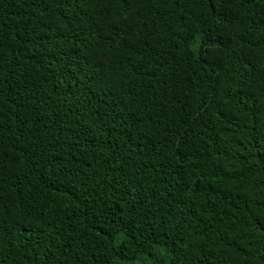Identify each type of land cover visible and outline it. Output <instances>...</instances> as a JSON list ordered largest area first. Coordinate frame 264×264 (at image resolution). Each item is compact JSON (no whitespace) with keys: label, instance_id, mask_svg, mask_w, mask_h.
Here are the masks:
<instances>
[{"label":"trees","instance_id":"16d2710c","mask_svg":"<svg viewBox=\"0 0 264 264\" xmlns=\"http://www.w3.org/2000/svg\"><path fill=\"white\" fill-rule=\"evenodd\" d=\"M0 264H264V0H0Z\"/></svg>","mask_w":264,"mask_h":264}]
</instances>
